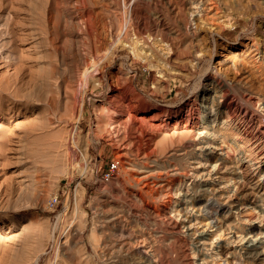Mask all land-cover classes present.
<instances>
[{
	"label": "rangeland",
	"instance_id": "374dc122",
	"mask_svg": "<svg viewBox=\"0 0 264 264\" xmlns=\"http://www.w3.org/2000/svg\"><path fill=\"white\" fill-rule=\"evenodd\" d=\"M80 1L77 10L74 0H0V264H185L186 260L188 264L187 256L200 250L207 251L214 264L261 261H247L241 242L226 245V235L216 240L214 235L208 241L213 245L202 247L180 224L177 213L156 218L147 204L163 208L174 195L173 185L181 181L183 191H188L183 173L190 172L192 159L185 137L193 135L188 129L198 124L200 110L215 103L220 87L216 78L233 82L228 87L232 99L244 107L252 90L254 95L264 93V0H212L225 14L221 19L209 14L202 22L188 17L186 0ZM79 17L82 25L76 23ZM128 25L131 30L123 34ZM36 28L41 30L37 31L40 40L46 35L37 43L40 46L25 38ZM130 41L136 42L134 46ZM250 43L252 51L247 48ZM99 46L102 51L97 53ZM83 63L90 68L97 64L95 68L102 70L89 72L93 77H88V85L80 75ZM79 83L85 86L80 92ZM124 85L129 88L125 96L119 91ZM78 93L84 96L80 116L70 109ZM190 104L197 110L193 116L185 108ZM142 107L154 116L146 119L143 132L130 114ZM120 152L149 163L155 175L163 173L165 183L161 189L154 187L146 203L134 199L132 204L115 193L128 177ZM253 181L246 179V187H241L248 199L254 198L247 191ZM196 197H203L201 191ZM234 197L244 201L242 195ZM210 199L202 213L211 215L218 207L220 198ZM128 204L127 227L146 236L156 255L151 257L154 262L150 256L108 246L121 237L108 233L99 219L112 207ZM169 215L173 221L168 223ZM229 249L237 250V257L228 254Z\"/></svg>",
	"mask_w": 264,
	"mask_h": 264
},
{
	"label": "bare ground",
	"instance_id": "6f19581e",
	"mask_svg": "<svg viewBox=\"0 0 264 264\" xmlns=\"http://www.w3.org/2000/svg\"><path fill=\"white\" fill-rule=\"evenodd\" d=\"M81 2H83V1L74 0L75 8L77 10H79V8L82 7V6L79 7ZM223 2L225 3V0ZM81 5H83V4H81ZM226 6H227V1H226ZM186 7H187L186 13L192 21H201L202 22L204 19H206V16H208L209 14L212 15L211 17H213V16L217 17V18L220 17L219 19H221L222 16L225 14L223 9L221 10L220 3L218 4V3L212 2V0H186ZM79 18L80 19H77L76 23L78 22V25H79V23H80V25H82L81 24V17H79ZM224 18H226V17H224ZM229 19H226V20L229 21ZM185 21H189V19L185 18ZM223 22H225V21H223ZM189 23H191V22H189ZM227 23L229 26V23H231V22H227ZM29 24H31V22ZM196 24H197V22H196ZM204 24H205V22H204ZM221 24H224V23H221ZM126 25H127V23H126ZM189 25L191 26V24H189ZM40 27H42V26H40ZM128 27H129V25L124 27L125 31L123 32V34H125V33L127 34L128 30H129ZM196 27H200V25L196 26ZM202 27H203V25H202ZM217 27H218V24H217ZM262 29H261V35H262V39L264 41V30H262ZM29 31H30V32H28L29 34L26 35L25 38L31 39L32 43H34L35 45L37 43L40 44V41L44 37H46V35L42 32L45 36L44 37L41 36L42 39L40 40V38L38 37L39 35H38L37 31H40V33H41V30H38L37 28L34 30H29ZM25 34H27V33H25ZM21 36H23V35H21ZM125 40H127V39H125ZM145 41H146L145 43H147V40H145ZM130 42L133 43V41H130ZM134 43H136V42H134ZM134 43H133V46H134ZM137 43H138V41H137ZM258 45L260 46V44H257L256 46H258ZM38 46H40V45H38ZM125 46H129V45H125ZM245 46H246V44H245ZM247 46H248L247 48L249 50H251V43H250V46L248 44H247ZM104 47H105V45H104ZM252 50H253V48H252ZM93 51H94V49H93ZM101 51H102V48L99 46L96 49V52L98 53ZM136 51H137V49H136ZM261 51H263V50H261ZM96 52H95V54H96ZM248 53H249V51H247L246 54L248 55ZM257 53L259 55H261V52H257ZM251 54L252 53H250V56H251ZM85 55H88V54H85ZM97 55H100V54H97ZM93 56H95V55L93 54ZM86 57L88 58V56H86ZM90 59H92V56ZM85 61H86V59H85ZM90 61L88 59V62H90ZM96 61H98V60H96ZM83 64H84V66H82V68L80 69V75L85 77L86 83L88 85L89 79L93 77V75L89 74V72H91L93 70H95V71L97 70L96 74H100L102 72V70L100 67L95 68V66L97 64L92 66L91 68L88 67L86 65V63H83ZM44 72H45V70H44ZM216 74H217V72H216ZM90 75H92V77H90ZM88 77H90V78L88 79ZM215 78H216V76H215ZM224 80H222V78H220V77L215 79V81L220 82V85H218L220 87L218 90L217 99H216V101L214 100L215 103H212V104L210 103V106H207L203 111L200 110V112H199L200 114L197 117L199 120L198 124L193 125L191 130L187 128L188 131H191L193 134L191 136V133L190 134L188 133L189 135L186 133L188 135V137H185V138L189 139L188 144L191 148V151L190 150H188V151H189V154H191V159H192L190 162V166H191L190 172L187 171V173H183L185 180L189 181V183L187 182L188 184L186 186V188H188V191L184 192L183 191V185H181L183 182L182 181L178 182L177 184L173 185V190H171L172 188L170 187L171 188L170 190L173 191L174 195H171L169 197L168 202L165 203V205L163 204L164 205L163 208L161 206L159 207V205L151 206L150 204H147V208H148V211L157 215L156 218L159 215L167 216L169 214V212L177 213V215L180 217V224H183L186 231L190 235L196 236L198 238L199 243H201L202 247H206L207 244L213 245L212 243L210 244V242H208V241H210L214 235H216V236H214V238L215 237L217 238V236L221 237V236L226 235V240L224 241L226 245H227V243L233 242V241L234 242H236V241L241 242V244H242L241 248L243 249V251L247 255L246 256L247 261L248 260L252 261V259L254 260V258L255 259L261 258V261H259L258 263H254V264H259L261 262H262V264H264V239H263L264 233L262 232V231H264V93L260 94V95H254L255 91L248 88V90H252L251 92H253V94L251 92H248L251 94H247V97H248L247 102H249V104H251V106L247 107L249 105L248 104L247 106L244 107L243 105H241L243 103H241V104L235 103L234 100L232 99L233 96L230 93L231 89L229 90L228 87L229 86L231 87V84L233 82L232 83H230L229 81L225 82ZM49 84H51V83H49ZM235 85H237V84H235ZM57 86H58V84H57ZM14 87H16V86H14ZM47 87H48V85H47ZM82 87L85 88V86L83 84L79 83L77 85L76 90L78 89L77 91L80 92ZM212 87H214V86H212ZM215 88H217V87H215ZM128 89L129 88H127V86L124 85L122 89H119V91L121 92L120 94L124 95L126 93V90H128ZM14 90H15V88H14ZM83 90H85V89H83ZM11 91H13V90H11ZM59 91L60 90H58V93H59ZM233 91H234V89H233ZM36 92H39V91L36 90ZM9 93H11V92H9ZM257 93H260V92H257ZM0 94H1V92H0ZM30 95L31 94H29V97H30ZM41 95H42V93H41ZM23 97L24 96H22V98ZM73 97H74V100L72 101L70 109L72 111H74V114L76 113V114H78V116H80V115H82V111H83L82 108H83V104H84V96L80 93L78 96L74 95ZM212 97H213V95H212ZM3 98H5V97H3ZM125 98H126L125 99L126 107L130 108L131 101L127 97H125ZM44 99H46V98H44ZM24 100H27V98ZM30 100H27V102H29ZM214 101H212V102H214ZM132 106H133V104H132ZM185 108L187 109L186 111H188L187 113L189 115L193 116L194 114H197V110L194 108V106L192 107L191 104L189 106H185ZM197 108H199V107H197ZM152 112L153 111H151L150 109H148L146 107H142V109L140 110L139 113H137V112L131 113L130 112V114L132 116L131 119L133 120L134 125L141 132H143L145 130V128H147V127H145L146 119L147 120L153 119L154 116L151 115ZM1 113L2 112H0V114ZM68 114H70V113L68 112ZM148 114H150V115H148ZM72 116L73 115H71V117ZM72 119H74V118H72ZM75 121H77V120H75ZM152 123H154V122H152ZM157 125L154 124V127ZM6 128H7V125L5 124V127H3V130ZM182 131L185 132L186 130L183 129ZM176 132L178 133V131H176ZM176 132H173V133H176ZM184 132H180V133H183L185 136L186 134ZM2 134L5 135L4 137L2 136L4 139L7 138V135L5 132H3ZM181 136H183V135H181ZM189 136H191V138ZM19 140H20V138H19ZM21 143H19V144H21ZM5 145H6V143H5ZM18 146H20V145H18ZM7 147H4V148H6V150H7ZM14 150H16V149H14ZM177 152H180V151H177ZM189 154H188V157H189ZM119 155H120V161L123 164V166L125 167L126 172L128 174L127 175L128 177H125L126 179L121 184V186H120L121 188L119 187L120 189L119 188L115 189V193H119L121 195V198H123L126 202H129V203L131 202L132 204H133L134 199H137V201H139V200L145 201V203H146V200H148L150 197H153L154 187L158 186L161 189L162 184L165 183V179L162 176L163 173L161 172L162 175H155L154 174V167L152 165H150L149 163L129 159L128 157L124 156V152H120ZM186 158H187V156H186ZM20 159H21V156H20ZM188 162L189 161H186V163H188ZM188 165H189V163H188ZM24 169H25V167H24ZM178 171H180V170H178ZM166 175H168V174H166ZM177 175H179V174H177ZM246 179L254 180L252 182V185H249V186H251L250 187L251 191L247 190L250 192V193L248 192L249 194H253V196L251 195V197H254L253 199L246 198L243 194V190H241L242 189L241 187L245 186L243 184H244ZM185 180H183V181L185 182ZM246 184H247V182H246ZM164 188L165 187L163 186L162 189H164ZM194 188L200 189V190H195ZM189 189H191V190H189ZM112 191H114V190H112ZM197 191H201L203 197H201V198L196 197ZM247 191H245V192H247ZM155 192H157V191H155ZM158 193H160V192H158ZM236 194L242 195V199H244V201H241L240 198H235L234 196ZM247 195L248 194H246V196ZM207 196H209V197H207ZM210 196H212L213 198H215V197L220 198L219 199L220 201L217 200L218 207L213 212H211L212 214L210 213L211 215H209V212L202 213L203 207L206 206V208H207L210 205V200H212V199H210ZM114 201H115V199H114ZM141 201L138 203H141ZM120 205H119V207H121L123 204L121 206ZM176 205H178L177 208H176ZM108 206L110 207V205H108ZM133 206H135V205H133ZM142 206H143V204H142ZM119 207L118 206L115 208L112 207L111 209L107 208L109 210L104 212L103 215L101 214L102 216L99 219L101 222L100 226L104 229L107 228L109 230V231H107L108 233L110 232V234L113 233V235L116 234V235H119L121 237V240L118 243L110 244V242H111L110 241L108 246H112L114 248H117V250H119V251L125 250L131 254L134 252H138V253L143 254L147 257L150 256L149 258L156 256L154 254V251H152V246L149 245L148 240L146 239V236L144 237L142 235L143 233L141 234V236H137V235L132 233V231H134V229L131 231L132 228L127 227V225H129V224H126L128 221L126 222V219H127L126 215L127 214H126L124 208L127 207L128 209H130L129 207H131V205L129 206V204H128V206H124L122 208H119ZM224 207L226 208L223 211L224 214L223 213L221 214V210H223ZM128 212H130V210ZM136 213H138V212H136ZM136 213H134V215H136ZM156 218H153V219H156ZM153 219H151V220H153ZM177 219H178V217H177ZM175 220H176V217H175ZM167 221H168V223L170 221H173L172 215L171 216L169 215V219H167ZM177 221H179V220H177ZM159 222H161V221H159ZM240 222H241V224H244V222H246L248 225H250L249 228H245V227H243V225L234 224V223H240ZM258 223H260V224H258ZM161 224H163V223H161ZM173 225L175 226L176 223ZM173 225L171 224V226H173ZM224 226H226V227H224ZM128 228H130V231ZM92 230L94 231V229H92ZM138 231H139V229H138ZM138 231H137V233L141 232V231H139V232ZM144 235H146V234H144ZM216 238H215V240H216ZM151 240L149 239V242H152ZM181 244H182V242H181ZM226 245H224V246H226ZM219 246H221V245L219 244ZM236 247H238V246H236ZM110 249H112V248H110ZM157 250L160 251L159 249H157ZM234 250L229 249L228 254L234 255L237 257L238 252H237V250L236 251H234ZM191 251H193V250H191ZM206 252L203 253L200 250V251H198V253L196 255L192 253L191 255H195L193 257L187 256L189 263L190 264H214V263H212L213 261L211 262L207 258L208 255L206 254ZM194 253H196V252H194ZM161 254H162V251H161ZM217 254L220 255L221 253H217ZM225 254H227V253H225ZM184 255H183V257H184ZM186 255H188V254H186ZM186 255H185V257H186ZM221 256H224V254L223 255L221 254ZM211 258H213V257L211 256ZM222 258H225V256ZM153 260H155V259H152V262H154ZM234 260H236V259H234ZM145 261H147V260L145 259ZM242 261H243V259H242ZM186 262H187V260H186ZM186 262H185V264H186ZM161 264H163V262Z\"/></svg>",
	"mask_w": 264,
	"mask_h": 264
}]
</instances>
